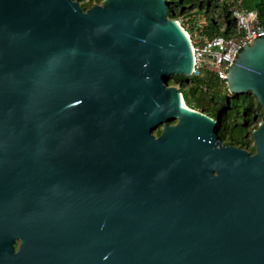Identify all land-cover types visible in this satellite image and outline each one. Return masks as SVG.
Segmentation results:
<instances>
[{
	"label": "water",
	"instance_id": "water-1",
	"mask_svg": "<svg viewBox=\"0 0 264 264\" xmlns=\"http://www.w3.org/2000/svg\"><path fill=\"white\" fill-rule=\"evenodd\" d=\"M169 8L0 0V264H264V35L225 84L262 112L250 154L168 85Z\"/></svg>",
	"mask_w": 264,
	"mask_h": 264
},
{
	"label": "trees",
	"instance_id": "trees-1",
	"mask_svg": "<svg viewBox=\"0 0 264 264\" xmlns=\"http://www.w3.org/2000/svg\"><path fill=\"white\" fill-rule=\"evenodd\" d=\"M79 3L82 11L93 5L101 4L102 0H74ZM169 4L168 18L179 21L181 27L190 37L195 35L202 39H211L217 36H232L236 34V22L230 9L239 6L245 10H256L260 25L264 28V0H166ZM197 15H209L210 23L200 22ZM219 24L224 27L221 33ZM177 86L185 106L190 110L199 111L216 120L219 119L221 128L219 140L229 146L239 148L253 154L255 152L251 132L262 120V112L256 98L247 92L241 96L229 95L224 84L210 79L207 81V90L201 85L205 78H185L171 76ZM193 83L194 86H188ZM185 86L189 88V96L182 93ZM224 89V90H223ZM222 130V133H221ZM156 130L154 135H159Z\"/></svg>",
	"mask_w": 264,
	"mask_h": 264
},
{
	"label": "built area",
	"instance_id": "built-area-1",
	"mask_svg": "<svg viewBox=\"0 0 264 264\" xmlns=\"http://www.w3.org/2000/svg\"><path fill=\"white\" fill-rule=\"evenodd\" d=\"M230 12L236 22L235 35L202 39L197 35L190 37L184 31L189 39L192 54L189 78H205L204 84L201 85L203 91L207 90L206 83L210 79L225 85L237 52L253 38L264 35V28L259 23L256 10L233 6ZM176 22L180 25L179 21Z\"/></svg>",
	"mask_w": 264,
	"mask_h": 264
},
{
	"label": "rangeland",
	"instance_id": "rangeland-1",
	"mask_svg": "<svg viewBox=\"0 0 264 264\" xmlns=\"http://www.w3.org/2000/svg\"><path fill=\"white\" fill-rule=\"evenodd\" d=\"M197 18L200 19V22H203L204 24L205 23L206 24L210 23V17H209V15H206V16L204 15V17L201 16V15H197ZM219 29H220L221 33L224 32V27L221 24H219ZM169 82L174 83L172 81V78L171 77L169 79ZM188 86H194V84L189 82ZM188 86H185V89L184 88L182 89V93L189 96V88H188ZM221 133H222V130H221Z\"/></svg>",
	"mask_w": 264,
	"mask_h": 264
},
{
	"label": "flooded vegetation",
	"instance_id": "flooded-vegetation-1",
	"mask_svg": "<svg viewBox=\"0 0 264 264\" xmlns=\"http://www.w3.org/2000/svg\"><path fill=\"white\" fill-rule=\"evenodd\" d=\"M172 124H174V123H172Z\"/></svg>",
	"mask_w": 264,
	"mask_h": 264
},
{
	"label": "bare ground",
	"instance_id": "bare-ground-1",
	"mask_svg": "<svg viewBox=\"0 0 264 264\" xmlns=\"http://www.w3.org/2000/svg\"><path fill=\"white\" fill-rule=\"evenodd\" d=\"M185 105V104H184Z\"/></svg>",
	"mask_w": 264,
	"mask_h": 264
}]
</instances>
